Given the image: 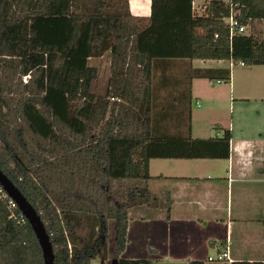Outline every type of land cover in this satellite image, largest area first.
I'll use <instances>...</instances> for the list:
<instances>
[{"label":"trees","instance_id":"obj_1","mask_svg":"<svg viewBox=\"0 0 264 264\" xmlns=\"http://www.w3.org/2000/svg\"><path fill=\"white\" fill-rule=\"evenodd\" d=\"M192 2L150 0L141 16L128 0H0V170L39 215L53 264L107 258L109 219L116 264H151L121 253L128 209L153 204L147 182L160 177L148 171L157 156L148 147L154 60L264 64V0H233L249 33L231 39L222 0H204L200 15ZM104 53L109 74L99 92L89 58ZM208 71L213 81H229L228 68ZM229 138L226 130L218 139L225 155ZM10 200L0 186V264H44L33 230Z\"/></svg>","mask_w":264,"mask_h":264},{"label":"crops","instance_id":"obj_2","mask_svg":"<svg viewBox=\"0 0 264 264\" xmlns=\"http://www.w3.org/2000/svg\"><path fill=\"white\" fill-rule=\"evenodd\" d=\"M146 1L150 5V0H133V5ZM229 61L152 62L148 147L157 156L149 158L148 171L160 177L147 182L153 204L128 209L123 253H130L124 258L205 264L209 248L216 254L221 245L228 248V264L264 262V64L230 66ZM89 63L106 71L107 53ZM214 68H228L229 81L211 80L208 69ZM226 130L225 155L218 139ZM91 262L106 263L97 255Z\"/></svg>","mask_w":264,"mask_h":264},{"label":"water","instance_id":"obj_3","mask_svg":"<svg viewBox=\"0 0 264 264\" xmlns=\"http://www.w3.org/2000/svg\"><path fill=\"white\" fill-rule=\"evenodd\" d=\"M0 186L5 194L14 201L25 217L39 243L44 264H53V250L48 234L34 207L27 201L14 183L0 170Z\"/></svg>","mask_w":264,"mask_h":264},{"label":"rangeland","instance_id":"obj_4","mask_svg":"<svg viewBox=\"0 0 264 264\" xmlns=\"http://www.w3.org/2000/svg\"><path fill=\"white\" fill-rule=\"evenodd\" d=\"M203 1L204 0H194L193 8H194V13L195 14H199V13H201L203 11L202 10ZM129 10H130V12L132 14L141 15V16H147L149 14L150 5L146 1L143 5H141L140 7L137 8V7H135V5H133V0H132L131 7L129 8ZM101 65L105 66L104 63H103V60H102ZM101 65H98V67L101 66ZM98 67H96L97 70H98V77L94 81V87H95L96 91L103 92L104 86H105V83H106V80H107V77H108V74H109V71H108L107 67H106L107 68L106 71H105L104 68H103V70H100ZM108 222H109V225H110L109 232H107V235H106V250H107L108 259L107 260H106V258L104 259L106 261L105 264H111V262L113 260L115 261V259L113 257V250H114V246H115V240H114V219H109ZM209 249H210L209 250V254L211 256H214L215 255V248L214 247H212V248L210 247ZM123 252L121 253L122 257L128 256V254L130 253V251H126L125 253H123ZM92 258H91V261H92ZM111 259H113V260H111ZM204 262H205V264H228V261L224 260V259H222V260H216V259L208 260V259H206ZM91 264H92V262H91Z\"/></svg>","mask_w":264,"mask_h":264},{"label":"built area","instance_id":"obj_5","mask_svg":"<svg viewBox=\"0 0 264 264\" xmlns=\"http://www.w3.org/2000/svg\"><path fill=\"white\" fill-rule=\"evenodd\" d=\"M224 5L228 7V14L223 18V21L227 27L228 31V37L229 39L232 38L233 35L235 34H247L249 33V21L247 23H241L239 20V17L241 16V12L239 9V6L236 2H233V0H222ZM202 9H204V4L202 3ZM201 14V13H199ZM198 14V15H199ZM263 25H264V20H263ZM235 62L241 63L242 61H229V65H233ZM220 130L216 131V134H219ZM10 205L14 206L16 205L14 201L11 199L10 200ZM20 218L25 219V217L21 214L20 212ZM209 260H222V259H228L229 258V252L228 248L226 246H221L218 245V251L214 256H208L207 257Z\"/></svg>","mask_w":264,"mask_h":264}]
</instances>
